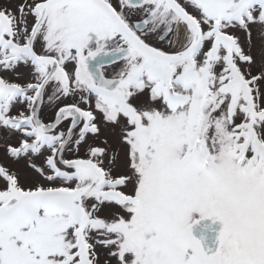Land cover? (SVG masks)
Listing matches in <instances>:
<instances>
[{"label": "snow or ice", "instance_id": "snow-or-ice-1", "mask_svg": "<svg viewBox=\"0 0 264 264\" xmlns=\"http://www.w3.org/2000/svg\"><path fill=\"white\" fill-rule=\"evenodd\" d=\"M0 264H264V0H0Z\"/></svg>", "mask_w": 264, "mask_h": 264}, {"label": "flooded vegetation", "instance_id": "flooded-vegetation-1", "mask_svg": "<svg viewBox=\"0 0 264 264\" xmlns=\"http://www.w3.org/2000/svg\"><path fill=\"white\" fill-rule=\"evenodd\" d=\"M203 222V244L206 246H212L215 240V238L213 239V234L219 231L221 225L219 222L212 223L209 220H205Z\"/></svg>", "mask_w": 264, "mask_h": 264}, {"label": "water", "instance_id": "water-1", "mask_svg": "<svg viewBox=\"0 0 264 264\" xmlns=\"http://www.w3.org/2000/svg\"><path fill=\"white\" fill-rule=\"evenodd\" d=\"M204 222H201V225H198L197 227L194 228L193 233L194 235L199 238L202 239V243H203V225ZM214 233V232H213ZM216 233L213 234V239L215 238Z\"/></svg>", "mask_w": 264, "mask_h": 264}]
</instances>
